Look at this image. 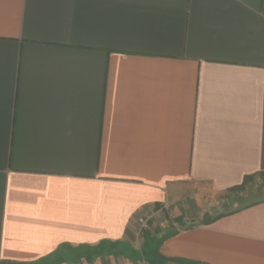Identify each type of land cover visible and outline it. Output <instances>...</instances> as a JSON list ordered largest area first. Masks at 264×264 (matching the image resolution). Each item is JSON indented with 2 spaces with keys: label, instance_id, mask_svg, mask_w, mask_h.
<instances>
[{
  "label": "crops",
  "instance_id": "1",
  "mask_svg": "<svg viewBox=\"0 0 264 264\" xmlns=\"http://www.w3.org/2000/svg\"><path fill=\"white\" fill-rule=\"evenodd\" d=\"M259 174L264 0H0V264H264Z\"/></svg>",
  "mask_w": 264,
  "mask_h": 264
},
{
  "label": "rangeland",
  "instance_id": "2",
  "mask_svg": "<svg viewBox=\"0 0 264 264\" xmlns=\"http://www.w3.org/2000/svg\"><path fill=\"white\" fill-rule=\"evenodd\" d=\"M242 197L241 199H239V201H235L234 203V207L238 206V205H243L245 203L254 201V200H259V199H263L264 198V174H259L256 176H253L252 179H250L245 187L242 189ZM224 201V200H223ZM227 203V202H226ZM221 207H223L224 209L227 208V204H225V202H221ZM222 208V209H223ZM147 245L145 248V253L142 250H139V254L141 255V258H146V260H152L154 261V263L156 264H164L163 261L161 259H158V255L156 252H153L152 254L147 252ZM146 254V255H144ZM136 264H149L148 262L145 261H141L140 263H136Z\"/></svg>",
  "mask_w": 264,
  "mask_h": 264
},
{
  "label": "built area",
  "instance_id": "3",
  "mask_svg": "<svg viewBox=\"0 0 264 264\" xmlns=\"http://www.w3.org/2000/svg\"><path fill=\"white\" fill-rule=\"evenodd\" d=\"M165 209L166 207L164 208H161L157 211V215H163L165 213ZM149 218H150V215L148 214H142L140 217H139V228H140V231H143L144 229L148 228V223H149Z\"/></svg>",
  "mask_w": 264,
  "mask_h": 264
},
{
  "label": "trees",
  "instance_id": "4",
  "mask_svg": "<svg viewBox=\"0 0 264 264\" xmlns=\"http://www.w3.org/2000/svg\"><path fill=\"white\" fill-rule=\"evenodd\" d=\"M252 178H253V176H246V177H245V181H244V183L241 184V185H239V186L234 187V189H243V188L245 187L246 183H247L250 179H252ZM212 220H213L212 218H209V217L207 216V217H205V218L203 219V222L207 223V222H211Z\"/></svg>",
  "mask_w": 264,
  "mask_h": 264
}]
</instances>
